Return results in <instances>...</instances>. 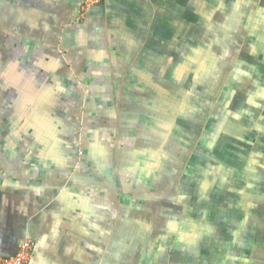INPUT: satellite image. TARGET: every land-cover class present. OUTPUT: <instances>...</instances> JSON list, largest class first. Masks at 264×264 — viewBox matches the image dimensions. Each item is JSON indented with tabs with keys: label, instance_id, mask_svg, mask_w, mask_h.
Returning a JSON list of instances; mask_svg holds the SVG:
<instances>
[{
	"label": "crops",
	"instance_id": "1",
	"mask_svg": "<svg viewBox=\"0 0 264 264\" xmlns=\"http://www.w3.org/2000/svg\"><path fill=\"white\" fill-rule=\"evenodd\" d=\"M229 1L0 0V257L264 264V2L240 44Z\"/></svg>",
	"mask_w": 264,
	"mask_h": 264
},
{
	"label": "rangeland",
	"instance_id": "2",
	"mask_svg": "<svg viewBox=\"0 0 264 264\" xmlns=\"http://www.w3.org/2000/svg\"><path fill=\"white\" fill-rule=\"evenodd\" d=\"M261 2H264V0H230L229 1L231 6L226 7L227 14L229 15L234 14L235 23L238 24L237 29H238V34H240L239 37L240 44H245L247 42L246 35L249 33V28L252 25V21L254 17L257 16L259 10L263 8V6L261 7L260 5ZM261 13L264 14V10H262ZM212 24L214 25V27H216L214 23ZM202 43L209 45L211 44V42L208 41H203ZM14 137H16L15 139H19V135L14 134ZM105 139H106L105 137L101 136V141ZM1 147L3 146L1 145ZM1 152L3 153L5 152V150L3 151L1 150ZM161 187L163 188L166 187V183H162Z\"/></svg>",
	"mask_w": 264,
	"mask_h": 264
},
{
	"label": "built area",
	"instance_id": "3",
	"mask_svg": "<svg viewBox=\"0 0 264 264\" xmlns=\"http://www.w3.org/2000/svg\"><path fill=\"white\" fill-rule=\"evenodd\" d=\"M103 0H83L81 5V16L88 14L91 9L99 5ZM33 243L23 241L18 246L15 255L3 258L0 257V264H28L32 255Z\"/></svg>",
	"mask_w": 264,
	"mask_h": 264
},
{
	"label": "flooded vegetation",
	"instance_id": "4",
	"mask_svg": "<svg viewBox=\"0 0 264 264\" xmlns=\"http://www.w3.org/2000/svg\"><path fill=\"white\" fill-rule=\"evenodd\" d=\"M216 29L219 31V36L218 37H214V36H210V39H208V36L206 37V39L210 42H215L216 45H212L213 47H219L221 46L219 44L220 43H223L224 44V41L225 42H228V38L226 37L227 35H231V34H234V29H233V26L226 21V18L223 17V20H218L217 21V24H216ZM222 32V33H220ZM203 40H201L200 42H198L197 44L198 45H194L196 48H199V47H206L207 45H205L204 43H202ZM0 146L2 145H5L7 143V140L9 138H12V141L10 145L14 144L16 142L17 139H15L16 137H14V133H8V132H5V133H2L0 131ZM20 137V136H19Z\"/></svg>",
	"mask_w": 264,
	"mask_h": 264
},
{
	"label": "trees",
	"instance_id": "5",
	"mask_svg": "<svg viewBox=\"0 0 264 264\" xmlns=\"http://www.w3.org/2000/svg\"><path fill=\"white\" fill-rule=\"evenodd\" d=\"M5 145H7V144H5Z\"/></svg>",
	"mask_w": 264,
	"mask_h": 264
}]
</instances>
